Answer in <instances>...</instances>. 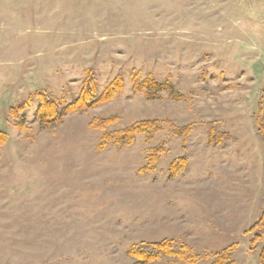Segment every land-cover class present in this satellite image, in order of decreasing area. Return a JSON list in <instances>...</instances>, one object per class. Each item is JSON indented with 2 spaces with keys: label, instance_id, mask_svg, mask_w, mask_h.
Returning <instances> with one entry per match:
<instances>
[{
  "label": "rangeland",
  "instance_id": "rangeland-1",
  "mask_svg": "<svg viewBox=\"0 0 264 264\" xmlns=\"http://www.w3.org/2000/svg\"><path fill=\"white\" fill-rule=\"evenodd\" d=\"M117 75L112 100L51 129L36 120L38 92L67 103L93 76L97 97ZM137 75L172 90L136 93ZM21 103L25 131L11 115ZM94 118H115V132L162 128L100 149ZM258 118L264 127V0H0V264H135L130 247L164 239L181 254L151 264H211L226 249L234 264H261ZM187 126L188 137L173 133ZM210 130L227 145H210ZM183 156L186 172L170 179Z\"/></svg>",
  "mask_w": 264,
  "mask_h": 264
},
{
  "label": "trees",
  "instance_id": "trees-1",
  "mask_svg": "<svg viewBox=\"0 0 264 264\" xmlns=\"http://www.w3.org/2000/svg\"><path fill=\"white\" fill-rule=\"evenodd\" d=\"M124 78L122 75H117L110 85L102 92L101 95L97 94V83L93 76L87 77L83 82V87L79 95L70 102L59 103L58 101L52 99L46 92H38L36 94V100L38 106L36 109L35 117L39 122L42 129H51L61 123L67 115L75 112H84L90 110L96 106L102 105L118 94H120L124 89ZM172 90V87L166 83H159L155 81L152 77H147L143 81L137 75L134 78V91L136 93H143L148 98H156L159 96L161 91ZM175 97H181L175 95ZM24 111L23 104L14 106L11 108V115L14 117L17 126L20 130L25 131V118L21 113ZM112 121L115 118L107 119H97L94 118L90 122V126L94 129H99L104 131L101 138L100 149H105L109 145H114L118 149L124 147L132 146L136 142L137 135L143 134L148 136V140H151L153 133L161 130L160 120H144L136 122L133 125L124 128L119 132L108 130ZM258 133L264 138V127L261 123V119L258 118ZM192 132V126L178 127L173 130L174 134L179 136L188 137ZM9 137L6 132L0 130V145L7 143ZM230 140V135L228 133H218L214 130H210L207 142L210 145L226 146ZM166 152L165 144L148 149L147 150V163L140 170L141 173L153 172L160 160V157ZM188 168V159L186 157H180L174 160L168 168V176L170 179H175L182 173L186 172ZM264 228V215L260 220L252 227L254 228ZM257 239L253 238V241ZM185 245V244H184ZM152 249H142L138 246H132L128 250V255L136 260L135 264H151L162 259L163 256H178L181 254V250H178L175 246L171 244L169 239H164L162 241L153 242L151 244ZM185 250H189L191 254L189 255L192 261H197V254L194 253L192 248L185 245ZM229 250L226 249L218 258L211 264H234L230 262ZM188 253V252H187ZM193 253V254H192ZM185 259H188L184 257ZM260 263L264 264V247L260 253Z\"/></svg>",
  "mask_w": 264,
  "mask_h": 264
}]
</instances>
